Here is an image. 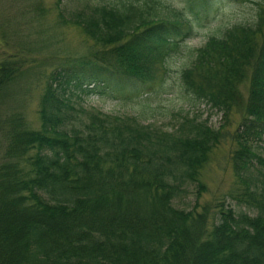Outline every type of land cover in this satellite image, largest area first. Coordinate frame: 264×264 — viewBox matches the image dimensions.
Instances as JSON below:
<instances>
[{"label":"trees","instance_id":"16d2710c","mask_svg":"<svg viewBox=\"0 0 264 264\" xmlns=\"http://www.w3.org/2000/svg\"><path fill=\"white\" fill-rule=\"evenodd\" d=\"M77 1L68 22L94 44L43 74L39 128L13 102L19 61H0V264H264V2L179 72L188 103L221 112L220 125L180 109L166 129L81 102L159 79L223 0ZM226 140L238 208L199 205L201 170ZM190 185L195 203L177 206Z\"/></svg>","mask_w":264,"mask_h":264},{"label":"rangeland","instance_id":"374dc122","mask_svg":"<svg viewBox=\"0 0 264 264\" xmlns=\"http://www.w3.org/2000/svg\"><path fill=\"white\" fill-rule=\"evenodd\" d=\"M169 1L174 4L181 2ZM261 2L264 0H223L215 3L210 19L193 27V35L160 65L157 70L159 79L153 83H124L118 88L114 85L100 88L103 93H92L84 97L81 105L88 111L98 109L104 113L136 115L144 123H155L166 129L175 124L177 116L173 113L183 109L198 112L203 118L208 117L209 124L218 127L222 122L221 112L203 102L189 104L179 81V72L191 63L195 48L209 37L221 36L237 24L252 23L256 19L258 3ZM80 8L82 6L77 0H63L60 5L57 0H0V61L7 57L19 61L21 79L12 86L17 94L13 102L23 110L32 128L37 129L40 124L38 110L44 84L43 74L49 72L63 56L82 55L94 44L81 26L68 22L72 11ZM162 78L164 84L160 89ZM241 88L246 91L245 85ZM78 115L86 119L85 113L79 112ZM231 147L226 140L213 148L200 174L206 190L201 193L199 205L214 204L218 198H225L226 203L238 208L229 164ZM261 149L264 154V142L261 143ZM194 195L195 187L190 185L187 194L176 201L177 206L189 208L195 203Z\"/></svg>","mask_w":264,"mask_h":264}]
</instances>
